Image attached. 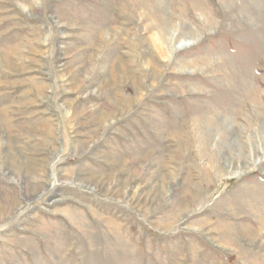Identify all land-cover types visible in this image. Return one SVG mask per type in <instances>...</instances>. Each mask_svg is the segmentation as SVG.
Instances as JSON below:
<instances>
[{"label": "rangeland", "instance_id": "374dc122", "mask_svg": "<svg viewBox=\"0 0 264 264\" xmlns=\"http://www.w3.org/2000/svg\"><path fill=\"white\" fill-rule=\"evenodd\" d=\"M0 264H264V0H0Z\"/></svg>", "mask_w": 264, "mask_h": 264}, {"label": "bare ground", "instance_id": "6f19581e", "mask_svg": "<svg viewBox=\"0 0 264 264\" xmlns=\"http://www.w3.org/2000/svg\"><path fill=\"white\" fill-rule=\"evenodd\" d=\"M253 2V1H252ZM183 45V44H182Z\"/></svg>", "mask_w": 264, "mask_h": 264}]
</instances>
